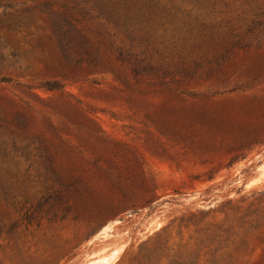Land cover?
<instances>
[{
	"label": "rangeland",
	"instance_id": "rangeland-1",
	"mask_svg": "<svg viewBox=\"0 0 264 264\" xmlns=\"http://www.w3.org/2000/svg\"><path fill=\"white\" fill-rule=\"evenodd\" d=\"M0 78V264H264V0H0Z\"/></svg>",
	"mask_w": 264,
	"mask_h": 264
},
{
	"label": "bare ground",
	"instance_id": "bare-ground-1",
	"mask_svg": "<svg viewBox=\"0 0 264 264\" xmlns=\"http://www.w3.org/2000/svg\"><path fill=\"white\" fill-rule=\"evenodd\" d=\"M114 224H108V225H105L103 227V229L100 231L101 234H106L110 229H113V227L119 223L120 221L119 220H114ZM147 229V228H146ZM149 230V229H148ZM142 232V231H141ZM119 246V245H118ZM122 248V245H120L119 247L116 246V248L112 249L108 254H105V255H101L99 256L97 259H91V260H88V261H85L83 262L82 264H110L112 262V260H114L120 250ZM100 249V248H99ZM102 249V248H101ZM103 251V250H102ZM97 252V251H96ZM98 253V252H97ZM88 256V255H87Z\"/></svg>",
	"mask_w": 264,
	"mask_h": 264
},
{
	"label": "trees",
	"instance_id": "trees-1",
	"mask_svg": "<svg viewBox=\"0 0 264 264\" xmlns=\"http://www.w3.org/2000/svg\"><path fill=\"white\" fill-rule=\"evenodd\" d=\"M5 78H0V81H4ZM43 87L47 88V89H54L57 87V84L50 82L49 80H46L45 84H43ZM50 163H52V160H49Z\"/></svg>",
	"mask_w": 264,
	"mask_h": 264
}]
</instances>
